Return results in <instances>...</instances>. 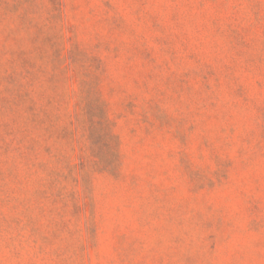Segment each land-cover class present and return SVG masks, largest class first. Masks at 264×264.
<instances>
[{"label": "rangeland", "instance_id": "obj_1", "mask_svg": "<svg viewBox=\"0 0 264 264\" xmlns=\"http://www.w3.org/2000/svg\"><path fill=\"white\" fill-rule=\"evenodd\" d=\"M0 264H264V0H0Z\"/></svg>", "mask_w": 264, "mask_h": 264}]
</instances>
